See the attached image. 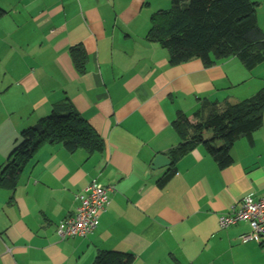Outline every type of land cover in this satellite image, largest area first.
Instances as JSON below:
<instances>
[{"label": "crops", "instance_id": "obj_1", "mask_svg": "<svg viewBox=\"0 0 264 264\" xmlns=\"http://www.w3.org/2000/svg\"><path fill=\"white\" fill-rule=\"evenodd\" d=\"M165 2L0 0V175L20 132L66 103L103 142L93 154L44 145L13 187H0V264H93L105 251L132 254L133 264H264V238L241 239L247 223L218 227L242 198H264V111L262 126L234 143L227 167L201 145L175 162L168 155L181 142L179 115L192 121L199 112L203 121L251 99L264 87V63L171 64L146 38ZM262 9L264 0L256 14L264 34ZM158 154L170 165L154 170ZM92 181L112 188L99 225L61 240L57 226Z\"/></svg>", "mask_w": 264, "mask_h": 264}, {"label": "trees", "instance_id": "obj_2", "mask_svg": "<svg viewBox=\"0 0 264 264\" xmlns=\"http://www.w3.org/2000/svg\"><path fill=\"white\" fill-rule=\"evenodd\" d=\"M259 3L250 0H171L170 8L150 18L146 38L169 52L170 63L177 65L198 58L205 66L236 57L247 70L264 63V34L257 24ZM4 12L0 10V17ZM77 69L84 72L86 56L79 48ZM264 87L251 99L211 112L205 120L193 113L192 121L179 115L174 127L181 142L168 152L175 162L196 146H203L219 167L232 163L230 150L242 137L250 138L262 126ZM211 132V137L206 134ZM220 143V146H215ZM61 145L72 153L84 149L100 152L103 142L69 103L57 106L39 126L20 132V142L9 154L0 187H13L24 163L44 145ZM175 173L173 164L162 183ZM132 254L105 251L93 264H133Z\"/></svg>", "mask_w": 264, "mask_h": 264}, {"label": "built area", "instance_id": "obj_3", "mask_svg": "<svg viewBox=\"0 0 264 264\" xmlns=\"http://www.w3.org/2000/svg\"><path fill=\"white\" fill-rule=\"evenodd\" d=\"M112 188L92 181L75 196L77 207L57 226V236L61 240L85 237L92 233L100 222V216L110 203ZM245 222L250 232L242 236V241L261 242L264 238V198L251 196L242 198L230 212L219 215L218 227L221 230Z\"/></svg>", "mask_w": 264, "mask_h": 264}, {"label": "water", "instance_id": "obj_4", "mask_svg": "<svg viewBox=\"0 0 264 264\" xmlns=\"http://www.w3.org/2000/svg\"><path fill=\"white\" fill-rule=\"evenodd\" d=\"M167 165H170V160L162 154L156 155L151 162V168L154 170L160 169Z\"/></svg>", "mask_w": 264, "mask_h": 264}, {"label": "rangeland", "instance_id": "obj_5", "mask_svg": "<svg viewBox=\"0 0 264 264\" xmlns=\"http://www.w3.org/2000/svg\"><path fill=\"white\" fill-rule=\"evenodd\" d=\"M256 2H258V3H260L261 2V0H255ZM166 3V8L165 9H169L170 8V2H169V4L167 3V2H165ZM258 12H260V15H262L263 17H264V9H262V10H258Z\"/></svg>", "mask_w": 264, "mask_h": 264}]
</instances>
